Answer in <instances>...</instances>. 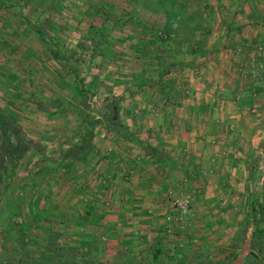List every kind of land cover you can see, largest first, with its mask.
Here are the masks:
<instances>
[{
    "label": "crops",
    "instance_id": "1",
    "mask_svg": "<svg viewBox=\"0 0 264 264\" xmlns=\"http://www.w3.org/2000/svg\"><path fill=\"white\" fill-rule=\"evenodd\" d=\"M229 3L232 18L217 24L226 28L223 44L245 48L259 40L264 47V0ZM25 48L0 52V231L7 224L8 245L30 234L43 255L78 264H264V115L250 107L264 108V78L247 81L257 56L216 55L214 70L203 73L210 85L200 76L196 82L192 71L184 92L150 82L120 85L116 97L98 103L112 115H94L88 130L50 148L43 55L28 56ZM95 48L75 76L93 80L87 90L109 92L92 68L103 55ZM15 116L29 125H14ZM183 194L192 206L178 220L172 199ZM36 211L40 223L54 226L31 231L26 219H37Z\"/></svg>",
    "mask_w": 264,
    "mask_h": 264
},
{
    "label": "rangeland",
    "instance_id": "2",
    "mask_svg": "<svg viewBox=\"0 0 264 264\" xmlns=\"http://www.w3.org/2000/svg\"><path fill=\"white\" fill-rule=\"evenodd\" d=\"M101 1L108 4L105 5ZM190 1L188 2V8L192 10L196 4L193 0ZM229 1H199L205 22L201 24L202 28L198 29L196 34L203 37V44L199 52H189L187 41H183L182 35L161 42L155 38L153 30H147L146 36H143L133 20V16H136L139 9L133 4L132 0H3L4 5L0 7V25L4 28L0 27V31L6 30L7 33H0V52H7L9 47L10 50H13L12 53L19 54L24 46L26 47L25 51H28V56H31L34 52L42 53V58H39L40 56L38 58L39 63L46 70L41 79L48 85L47 93L44 95L47 100L45 101L47 106L45 110H47L48 117L42 120L39 118L38 112L36 126L40 125L38 124L40 120L43 121L42 124H44L45 135L48 136L49 147H56L57 144L64 143L65 139L63 140V138L65 136L73 137L75 133L85 131L87 120L94 119V115H112L111 108H101L98 103L116 97V92L121 89V86L123 87V84L133 86L132 82L147 79V82H150L151 85L156 84L167 89L180 87L179 90L181 89L184 92L182 87L191 82L190 78L193 77L189 73H192V71L196 74V82L200 76L205 86L210 85L203 73L208 69L210 71L214 70L215 64L219 63L221 59H214L216 55L217 57H224L227 53L228 59L234 57L239 60L242 57L241 55L246 52H251L258 58V61L254 60L252 62L249 70L250 77L247 81L249 82V79L255 77L264 78V47L260 45L257 36L253 37H256L258 41L252 42L254 45L251 44V46H245V48L242 45L233 47V45L223 44L222 42L227 40L225 38L221 39L225 35L226 28H219L217 24H220V21L223 22L224 18L229 23V19L232 18ZM92 3H99L102 8L96 13L95 6L93 7ZM223 3L227 4L224 5ZM109 5H113L114 11V17L108 21V25L112 27L111 29H105V35L98 36L102 38L100 40L105 41L103 45L99 44L97 46V50L103 51V55L97 53L92 68L97 73L98 71L103 73L102 81L100 80L103 83L100 85V89L107 90L110 88V90L109 92H101L98 86L90 91L83 87L84 91L89 93H81L78 86H89V83H92L93 80H89L84 76L77 79L79 76H75V74L79 72L77 75H80L87 66V55L91 47L94 46V43L88 40L97 37L99 24L104 19L103 15L109 12L107 8ZM225 7L228 12L225 11ZM114 19L117 20L116 23ZM228 29L230 30V28ZM37 30L43 33L46 40L39 38ZM9 34L12 35L10 37L14 39L16 47L8 45ZM76 45L81 48L79 56L75 55ZM56 49L60 51L63 57L57 58L54 56ZM115 54L120 59L117 60ZM101 61L107 63H103L101 66ZM171 61H174L175 65L167 66ZM12 64L17 67L20 66L17 63L12 62ZM141 67L145 69L142 77L139 76ZM161 71L164 75L160 80L158 73ZM218 77L220 76H215L217 79ZM203 78H205V81ZM113 88L114 92L111 90ZM208 91V93H212V88ZM261 92L264 98V91ZM179 95L183 100L184 95L181 92H179ZM19 97L20 94L15 95L14 99ZM45 98L43 99L45 100ZM246 99L248 101L247 97ZM12 104L14 103L12 102ZM252 106L255 107L252 113L257 115L256 117L264 115L263 106L260 105L259 107L251 104L250 107L252 108ZM251 108L249 109L250 112ZM27 112L30 117L35 113L31 109H27ZM27 112L23 111L25 114ZM249 115L251 116V114ZM14 119L13 124L17 121L14 125L24 127L28 126L33 118L31 117L28 121L26 118L15 116ZM3 125L4 122H1L0 132L6 134ZM0 146L5 147L6 145L3 142ZM18 150L20 151V147L15 151ZM0 189L4 192L3 188ZM35 209H38V207H35ZM37 214L39 215L38 211L34 215L37 217ZM29 218L26 219V222L31 231L34 232L38 231L40 233L43 224H45V228L54 226L53 222L40 223L38 217L37 219L34 217ZM16 224L20 226L21 222L17 220ZM1 227L5 229L2 228L0 232L4 231L5 233L0 236V264H78L76 260L75 262L70 260L69 256L60 258L58 255H43L42 252L45 249L40 246L39 241L35 240V236H30V234L23 233V237L16 236V240H18L16 247L8 245V240L12 237L7 233V224H2ZM17 230H21V228L18 227Z\"/></svg>",
    "mask_w": 264,
    "mask_h": 264
},
{
    "label": "trees",
    "instance_id": "3",
    "mask_svg": "<svg viewBox=\"0 0 264 264\" xmlns=\"http://www.w3.org/2000/svg\"><path fill=\"white\" fill-rule=\"evenodd\" d=\"M189 1L190 0H132L133 4L139 9L136 16H133V20L138 25V28L143 36H146L147 30H153L155 38L161 42L182 35L183 41H187L188 51L199 52L200 47L203 44V37H201V35H197L196 32L198 29L202 28L201 24L205 22V17L200 9L201 6L199 1L201 0H193L196 6L192 10H189L188 8ZM101 3L105 5L108 4L105 1H101ZM92 4L93 7L95 6L94 10L96 13L100 10V8H102L99 3ZM3 5V0H0V7ZM107 8L109 12L103 15L104 19L99 24L100 28L98 27L99 31L96 34L97 37L92 40L94 46L96 47L95 50L99 44L103 45L105 42L100 40L102 38L98 36L105 35V29H111L112 27L108 25V21L110 18L114 17L113 5H109ZM114 22L116 23L117 20L114 19ZM98 28L96 29L98 30ZM103 29L105 30L104 32L102 31ZM37 33L41 40H46L42 32L37 30ZM54 56L57 58L63 57L58 49L55 50ZM174 65L175 62L171 61L167 66ZM144 72L145 69L140 71L139 76L142 77ZM163 75L162 71L159 72L158 78L161 80ZM145 82H147V79H143L135 83L132 82V84L143 85ZM78 88L81 93L85 92L82 85H79ZM89 127L90 124L87 120L86 130H88ZM0 193H3L1 189Z\"/></svg>",
    "mask_w": 264,
    "mask_h": 264
},
{
    "label": "built area",
    "instance_id": "4",
    "mask_svg": "<svg viewBox=\"0 0 264 264\" xmlns=\"http://www.w3.org/2000/svg\"><path fill=\"white\" fill-rule=\"evenodd\" d=\"M172 206L176 212L177 219L181 220L190 211V208L192 206V198L188 194L175 196L172 199ZM105 239L106 238L103 237V240Z\"/></svg>",
    "mask_w": 264,
    "mask_h": 264
}]
</instances>
